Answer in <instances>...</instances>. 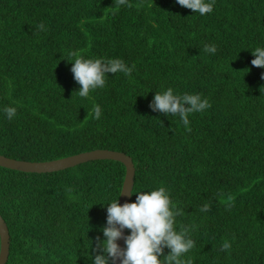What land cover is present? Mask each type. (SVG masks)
I'll return each mask as SVG.
<instances>
[{"label":"trees","instance_id":"1","mask_svg":"<svg viewBox=\"0 0 264 264\" xmlns=\"http://www.w3.org/2000/svg\"><path fill=\"white\" fill-rule=\"evenodd\" d=\"M256 47L264 48V0H215L205 15L176 0H0V154L47 161L125 152L135 167L129 203L165 187L183 210L176 228H189L195 247L182 259L264 264V68L251 64ZM72 52L135 68L109 74L81 98ZM168 88L209 100L211 108L189 115L190 132L178 116L149 107ZM5 107L17 109L11 121ZM124 174L112 159L45 173L0 166L5 264H93ZM205 204L210 211H200ZM225 240L229 251H221Z\"/></svg>","mask_w":264,"mask_h":264},{"label":"clouds","instance_id":"2","mask_svg":"<svg viewBox=\"0 0 264 264\" xmlns=\"http://www.w3.org/2000/svg\"><path fill=\"white\" fill-rule=\"evenodd\" d=\"M118 2L120 5H125L128 0H118ZM176 2L181 7L200 15L210 14L215 4V0H176ZM37 28L44 30L43 23ZM203 51L215 54L217 47L214 44H205ZM252 54L255 58L251 64L264 68V48L256 47L252 50ZM69 56L76 57V53H69ZM71 63L74 80L80 85L79 91L74 93L81 98H87L90 92L103 88L109 74L115 75L119 72L130 76L135 68V65L129 67L120 58L104 60L76 57ZM149 107L153 112L178 116L186 131L190 132L189 115L203 112L211 108V104L207 98H202L201 94H174L173 89L168 88L162 93L156 92ZM4 112L11 121L16 116L17 109L5 107ZM93 113L95 119L101 117L102 110L99 105L94 106ZM65 191L71 198L73 189L66 187ZM132 194V191L128 193L129 196ZM135 195V202H125L121 205L115 200L108 204L107 223L102 228L105 239L101 241L99 236L96 237L94 251L98 254L95 255L93 264H193L190 258L182 259V257L195 247V241L190 238L189 228L181 227L179 231L177 230L176 217L182 215L183 210L178 209L173 203L166 188L159 187ZM200 211H210V205H203ZM125 229L130 230V234L125 235ZM119 239L124 240L123 248L117 243ZM165 248L170 250L167 255H164ZM230 249L231 243L225 240L221 245V251Z\"/></svg>","mask_w":264,"mask_h":264},{"label":"water","instance_id":"3","mask_svg":"<svg viewBox=\"0 0 264 264\" xmlns=\"http://www.w3.org/2000/svg\"><path fill=\"white\" fill-rule=\"evenodd\" d=\"M96 159H112L115 161H119L124 165L125 174L120 190V194H123H119L118 202L121 205H123L125 202H130L131 196H129L128 193L132 191L135 167L132 158L122 151L98 148L47 161H29L15 159L0 154V166L23 172L45 173L63 170L80 163ZM125 231L126 229L124 230V234H126ZM117 243L122 248L125 246L123 239H119ZM9 245V230L7 224L0 215V264H5L8 259Z\"/></svg>","mask_w":264,"mask_h":264}]
</instances>
